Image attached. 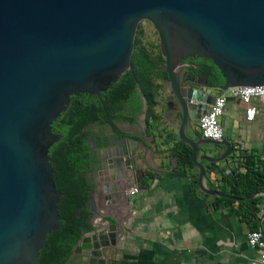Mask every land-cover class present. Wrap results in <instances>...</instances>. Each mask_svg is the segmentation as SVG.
<instances>
[{"label":"water","instance_id":"water-1","mask_svg":"<svg viewBox=\"0 0 264 264\" xmlns=\"http://www.w3.org/2000/svg\"><path fill=\"white\" fill-rule=\"evenodd\" d=\"M142 21L159 35L167 102L182 115L178 136L192 149L200 189L238 200L206 188L200 163L226 160L232 144L192 139L187 128L215 103L213 91L264 86V0H0V264H42L46 238L62 223L63 193L49 156L60 136L52 126L72 97L100 96L130 69ZM190 58L211 61L224 85L213 88L208 77L189 72ZM141 111L145 130L146 99ZM130 143L136 172L149 147L143 137L140 145ZM203 145L226 151L201 157ZM122 156L115 155L108 189L98 208L90 209L92 230L66 264H113L107 253L117 245V232L125 233L113 206L125 190L120 185L131 177Z\"/></svg>","mask_w":264,"mask_h":264},{"label":"crops","instance_id":"crops-1","mask_svg":"<svg viewBox=\"0 0 264 264\" xmlns=\"http://www.w3.org/2000/svg\"><path fill=\"white\" fill-rule=\"evenodd\" d=\"M168 89L158 94L143 138L149 147L144 173L138 170L139 176L131 181L141 192L122 195L113 206L112 214L121 220L125 233L117 232V245L107 254L113 264H252L259 253L249 246L247 235L264 233V187L247 197L250 188L242 178L249 158L264 165V98L253 102L258 109L254 122L246 120V104L236 98L228 101L221 125L224 140L233 146L232 155L220 163L200 159L206 188L238 199L230 200L203 192L198 168L179 162L178 156L190 147L179 139L182 115L167 102ZM187 134L203 139L199 120H192ZM135 138L142 142V137ZM225 151V146L203 145L200 156L219 157ZM242 166L246 172L239 171Z\"/></svg>","mask_w":264,"mask_h":264},{"label":"trees","instance_id":"trees-1","mask_svg":"<svg viewBox=\"0 0 264 264\" xmlns=\"http://www.w3.org/2000/svg\"><path fill=\"white\" fill-rule=\"evenodd\" d=\"M138 44L139 42H136V45ZM189 61L201 65L200 70H204L205 74L208 75L209 86L217 89L224 85L225 81L222 74L211 61L199 58H190ZM148 62H150V58L145 56L144 47L136 49L133 56L132 67L108 90V94L112 95L114 98L115 105H119V103H121L129 93L132 92L133 98L135 99V109L137 111L142 110L143 99H146L147 126L150 125L149 120L154 116L155 107L157 105V93L155 92L150 78L149 70L144 65ZM165 75L167 76L166 73ZM138 90H141V92ZM82 96L86 97L87 95ZM102 97H104L103 94ZM95 99L98 100L96 97ZM81 104H84L86 107H82ZM108 110L109 114H111V112L114 111V107H110ZM94 119L91 110L87 107V103L81 99V96H74L71 98V103L67 111L63 113L52 126L53 132L59 133L60 140L51 147V154L55 159L54 154L61 151L60 155L62 156L58 158V161L61 164L62 175L65 180L68 181V184L60 187L56 182L54 174L53 178L57 189L60 192L67 193V196L71 194L70 190L75 187V185L71 183L72 176L66 166L68 161L67 158L73 160L78 159V157L74 155V150L73 147L70 146V143L79 140L81 138L79 132L85 125ZM63 150L65 151L64 155L62 154ZM191 154L192 151L188 148L186 154H180L178 156L179 162L183 165L188 164L194 167ZM247 169L248 172L244 179L242 178V182L245 181L246 187L250 188V191H248L246 195L247 197H251L254 192L264 187V165L257 163L255 158L252 157L248 159ZM232 192L233 195L238 197L236 190ZM67 196L61 198L59 204L62 223L57 230L47 236L41 250L40 261L42 264H66L84 232L92 230L91 224L88 223L89 212H87L86 226L84 218L80 219L78 217V203L75 202V199H73L72 196Z\"/></svg>","mask_w":264,"mask_h":264},{"label":"flooded vegetation","instance_id":"flooded-vegetation-1","mask_svg":"<svg viewBox=\"0 0 264 264\" xmlns=\"http://www.w3.org/2000/svg\"><path fill=\"white\" fill-rule=\"evenodd\" d=\"M186 64L189 66V72L200 73L203 78L208 77L204 70L198 69H201V65L189 60L186 61ZM138 91L141 92V90ZM102 94L104 97H102ZM102 94L100 96L87 95L86 97L82 96L86 94L79 95L87 103V107L91 110L95 119L85 125L79 132L81 136L79 140L70 143V146L73 147L74 155L78 159L67 158L68 161L66 163L72 176L71 183L75 185L68 196H72L75 202L78 203V217L80 219L84 218L86 226L87 212H89L88 223L91 224L90 209L92 207L98 208V203L108 189V176H112L111 165L114 163L116 154L120 153L123 155L124 164L127 165L125 167L127 170L124 171L127 176H131L130 179L120 185L122 188L126 189L131 185L132 176H139L140 173H144L143 167L139 169L141 170L139 174L132 167L133 157L131 154L133 152L131 140H138L140 145L141 140L136 139L135 135L144 139L147 138L146 129L144 130L142 127V111L135 109L133 93L130 92L119 105H115L114 98L108 94V91ZM81 105L86 107L84 104ZM110 107H114V111L111 114H109L108 110ZM54 133L59 135L58 132ZM141 133H144L143 136ZM126 152L128 154H124ZM64 153L65 151L63 150L62 154L64 155ZM60 154L61 151L56 152L54 159L51 149L49 151L54 177L57 184L63 187L68 184V181L65 180L61 172V164L58 161V158L62 156ZM62 193V198L67 196V193Z\"/></svg>","mask_w":264,"mask_h":264},{"label":"built area","instance_id":"built-area-1","mask_svg":"<svg viewBox=\"0 0 264 264\" xmlns=\"http://www.w3.org/2000/svg\"><path fill=\"white\" fill-rule=\"evenodd\" d=\"M228 97H233L246 104L245 116L248 122H254L258 109L253 104L255 99L264 98V86L238 87L229 90L227 93H221L217 96L215 103L206 111L199 120V128L204 139L214 141L224 140V130L221 125V118L228 102ZM237 152L240 154V147ZM238 154V155H239ZM240 172H246V167H240ZM141 192L139 186L130 185L123 192V196L133 197ZM247 241L251 248L259 253L258 258L252 264H264V233L261 231H252L247 235Z\"/></svg>","mask_w":264,"mask_h":264},{"label":"rangeland","instance_id":"rangeland-1","mask_svg":"<svg viewBox=\"0 0 264 264\" xmlns=\"http://www.w3.org/2000/svg\"><path fill=\"white\" fill-rule=\"evenodd\" d=\"M136 42H139V44L136 45ZM140 47H144L145 56L150 58V62L144 65L149 70L150 78L157 93L156 95L158 96V94H162L169 87V80L165 75L166 72L163 70L165 59L161 53L159 35L153 24L149 21H142L138 26L134 41L133 56L136 49H140ZM133 56L131 67L133 64ZM191 115L193 117L194 113L192 112Z\"/></svg>","mask_w":264,"mask_h":264}]
</instances>
